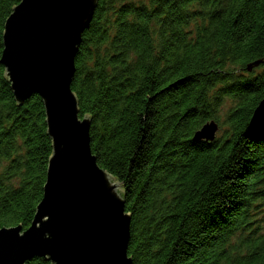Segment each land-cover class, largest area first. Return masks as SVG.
Wrapping results in <instances>:
<instances>
[{"label": "trees", "instance_id": "obj_1", "mask_svg": "<svg viewBox=\"0 0 264 264\" xmlns=\"http://www.w3.org/2000/svg\"><path fill=\"white\" fill-rule=\"evenodd\" d=\"M20 1L0 0V59ZM76 68L133 264H264V0H99ZM210 122L223 131L196 139ZM52 154L42 97L20 104L0 64V227L32 224Z\"/></svg>", "mask_w": 264, "mask_h": 264}, {"label": "water", "instance_id": "obj_2", "mask_svg": "<svg viewBox=\"0 0 264 264\" xmlns=\"http://www.w3.org/2000/svg\"><path fill=\"white\" fill-rule=\"evenodd\" d=\"M98 1L21 0L5 22L0 64L20 104L42 97L53 154L32 224L0 227V264L36 257L52 264H133L132 215L121 184L93 153L91 120L80 116L72 88L76 57ZM251 125L264 126V98ZM217 130L210 122L196 139L212 140Z\"/></svg>", "mask_w": 264, "mask_h": 264}, {"label": "rangeland", "instance_id": "obj_3", "mask_svg": "<svg viewBox=\"0 0 264 264\" xmlns=\"http://www.w3.org/2000/svg\"><path fill=\"white\" fill-rule=\"evenodd\" d=\"M134 1H143V0H134ZM145 1H147V0H145ZM231 105H233L231 101L227 102V103H226V106H225L224 109L226 110V109H227L228 107H230ZM222 131H223V130L221 129V126H220V128L218 127V130L216 131V134L219 135Z\"/></svg>", "mask_w": 264, "mask_h": 264}, {"label": "bare ground", "instance_id": "obj_4", "mask_svg": "<svg viewBox=\"0 0 264 264\" xmlns=\"http://www.w3.org/2000/svg\"><path fill=\"white\" fill-rule=\"evenodd\" d=\"M261 100H262V99H261ZM261 100H260V101H261ZM229 101H230V100L228 99L227 102H229ZM254 110H255V109H254Z\"/></svg>", "mask_w": 264, "mask_h": 264}]
</instances>
